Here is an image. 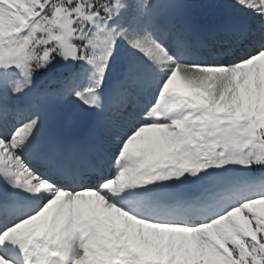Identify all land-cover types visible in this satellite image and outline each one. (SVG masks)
Wrapping results in <instances>:
<instances>
[{"label":"snow or ice","instance_id":"6c2138e0","mask_svg":"<svg viewBox=\"0 0 264 264\" xmlns=\"http://www.w3.org/2000/svg\"><path fill=\"white\" fill-rule=\"evenodd\" d=\"M235 5L201 48L174 0H0V264H264V0Z\"/></svg>","mask_w":264,"mask_h":264},{"label":"rangeland","instance_id":"374dc122","mask_svg":"<svg viewBox=\"0 0 264 264\" xmlns=\"http://www.w3.org/2000/svg\"><path fill=\"white\" fill-rule=\"evenodd\" d=\"M192 3L193 10L191 16L186 20H180L178 18L170 17L169 19L172 23L176 24L180 30L181 38L182 36L190 38L188 41L190 44L206 48L209 46V41L206 38V34L214 29L217 25L223 22L224 15L226 13H235L237 15L242 14L239 10V7L235 5V0H187ZM200 1V2H199ZM132 6V9L142 5L143 0H125ZM202 2V3H201ZM131 10V9H130ZM203 55V53H201ZM69 64L57 58V61H54L50 67L51 71L57 69L59 72L65 69L64 64ZM257 64L261 66L262 74H264V59L257 61ZM77 63L74 65L76 66ZM83 65V62L78 63L79 70L80 66ZM54 66V67H53ZM70 66V65H68ZM85 68H88L91 71L90 66L84 65ZM180 91H189L187 86L182 80V73L174 79L173 84L170 86ZM56 88V87H55ZM15 99V98H13ZM75 105H71V108H74ZM64 114H67L68 118L65 124L62 125V128H59L58 121L55 123L54 128L56 134L61 141L65 143H74L82 138H85L90 133L89 120L90 116L86 114H76L72 113L70 110H65ZM145 136L152 135V133H145ZM240 171H246V169H240V166H234ZM87 203L84 205L85 208H90L91 206H96L103 210L102 202H99L96 197L88 196L86 198ZM257 211L264 213V204H258L256 206ZM51 211L46 214L44 217H41L39 220L34 221L30 227H35L38 232L45 231L49 228V221L51 217ZM241 219H243V214H237Z\"/></svg>","mask_w":264,"mask_h":264},{"label":"water","instance_id":"95a60500","mask_svg":"<svg viewBox=\"0 0 264 264\" xmlns=\"http://www.w3.org/2000/svg\"><path fill=\"white\" fill-rule=\"evenodd\" d=\"M174 2L181 5L178 9L172 10L169 15L177 16L182 19H187L190 17L191 11H192V5L187 2L186 0H174ZM72 65L75 64V61H70ZM67 115L63 114L61 118L59 119L60 124L66 123Z\"/></svg>","mask_w":264,"mask_h":264},{"label":"trees","instance_id":"16d2710c","mask_svg":"<svg viewBox=\"0 0 264 264\" xmlns=\"http://www.w3.org/2000/svg\"><path fill=\"white\" fill-rule=\"evenodd\" d=\"M69 64H64V67H65V69L64 70H66V69H68L69 68V66H68ZM54 67V66H53ZM50 69H52V67H50V65H49V68L47 69V70H45V72L43 73L44 74V77H43V79H42V83H45V82H51V79H50V77L48 76L49 74H51V75H58L60 72L57 70V69H53L52 71L50 70Z\"/></svg>","mask_w":264,"mask_h":264}]
</instances>
